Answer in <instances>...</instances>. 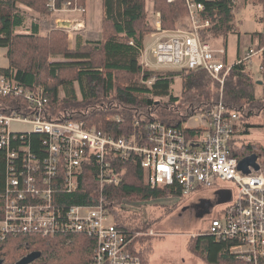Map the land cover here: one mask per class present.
<instances>
[{
    "label": "trees",
    "instance_id": "obj_1",
    "mask_svg": "<svg viewBox=\"0 0 264 264\" xmlns=\"http://www.w3.org/2000/svg\"><path fill=\"white\" fill-rule=\"evenodd\" d=\"M55 1L58 8L67 2H72L71 6H75L77 2H86ZM238 1L240 0H195L205 7L199 17L211 22L207 29L201 31L204 41L223 37L227 42L229 35L236 31L235 5ZM258 2L263 8L264 20V0ZM48 3L50 0H0V47L7 49L8 59V65L0 67V76L14 79L24 88L43 90L49 98L44 110V117L49 120L85 121L88 126L96 127L115 138L129 137L135 131H144L146 124L155 119L168 125L180 126L189 116L204 112L218 102L220 87L225 104L239 112L243 125L254 113L253 109L256 111L264 101V93L259 96L255 89L258 80L245 63H235L226 75L224 84L205 70L152 72L144 69L140 62V50L145 36L155 30L148 17V0H102V39L77 43L74 48L70 47V39L65 31L55 29L43 36L40 34V24L35 21L30 23L28 33L17 32L19 28L29 27L27 14L20 8V4L38 13L50 15ZM154 5L161 13L164 29L174 30L186 18L190 21L187 0H155ZM253 35L259 42L251 47L260 49L264 45V30ZM59 56L65 60H57ZM260 56L264 67V53ZM142 74V79L146 81L155 77L151 86L136 82L137 77ZM178 77L181 93L175 96L172 91H175ZM262 77L264 79V70ZM61 88L64 90L63 95ZM164 98L168 99L165 101ZM29 103L24 96H0V113H11L21 107L22 114L33 116L36 111ZM117 116L121 117V121L117 120ZM137 119L140 125L135 128ZM246 126L253 128L256 124ZM241 132L236 138L238 143L234 144V153H256L264 164V151L242 139V134H248L249 129ZM44 137L45 135L38 133L12 136L10 144L12 148L29 146L32 153L43 158L48 150L44 145ZM8 149L7 145H1L0 136V194L6 190L10 172ZM93 165L95 166L87 169V174L83 175L77 191H62L58 194L56 204L60 208L97 203L100 194L97 178L100 164ZM113 165L119 173L126 169L118 185H107L104 189L107 206L120 228L148 231L152 227V222L139 221L138 212L125 208L127 201L153 202L184 197L180 187L152 188L138 157L117 160ZM24 166L21 155L16 161L15 169L18 173L25 172ZM152 239L148 236L142 238L151 247ZM234 243L231 240L218 242L207 231L190 238L188 249L202 258L205 264H255L232 253L230 248ZM95 247L96 239L84 234L55 237L8 236L0 241V259H3L2 264H15L25 255L40 251V258L33 261V264H91L94 261ZM133 248L141 256L143 264H150V252L153 248L140 250L138 240ZM258 264H264V261Z\"/></svg>",
    "mask_w": 264,
    "mask_h": 264
},
{
    "label": "built area",
    "instance_id": "obj_2",
    "mask_svg": "<svg viewBox=\"0 0 264 264\" xmlns=\"http://www.w3.org/2000/svg\"><path fill=\"white\" fill-rule=\"evenodd\" d=\"M49 5L57 7L55 0H50ZM71 5L72 2H67L61 9L69 10ZM189 6L192 28L187 32L158 26L156 40L148 52L159 66L173 71L184 67L206 69L219 78L227 74L233 64L224 60L225 48L200 41L204 24L199 14L204 6L200 3ZM74 10L86 11L85 7ZM60 20L59 25H67L68 30L81 29L85 25L84 20ZM257 51L264 53V45L260 49H251L252 54ZM153 81L149 80L147 84L151 86ZM0 96H24L36 111L33 116H27L19 107L10 114L0 113L1 145L8 146L10 159L6 190L0 194V241L18 235L84 234L96 239L91 264H143L132 246L138 236L116 224L104 191L107 185H118L126 173L125 170L119 173L113 162L138 157L152 188L180 187L184 196L204 187H215L216 191L231 190L232 200L212 220L208 233L218 242H235L230 251L239 258L255 264L264 261V165L259 156V170L251 169V173L246 174L239 168L233 148L238 143L236 138L242 131V122L239 112L228 107L223 99L206 111L192 115L195 121L202 123L197 130L200 134H190L186 126L153 121L144 138L141 135L115 138L87 127L84 122L45 118L44 110L49 103L46 93L24 88L14 79L0 76ZM117 120L121 121V117L117 116ZM13 122L28 124L31 128L14 130ZM136 125H139L138 121ZM30 133L45 135L44 145L48 150L43 158L32 153L29 146L11 147L12 136ZM21 155L26 171L18 173L15 166ZM93 164H100L97 178L101 186L97 203L60 208L56 204L58 194L77 191L83 175ZM226 182H233L238 192L225 187Z\"/></svg>",
    "mask_w": 264,
    "mask_h": 264
},
{
    "label": "rangeland",
    "instance_id": "obj_3",
    "mask_svg": "<svg viewBox=\"0 0 264 264\" xmlns=\"http://www.w3.org/2000/svg\"><path fill=\"white\" fill-rule=\"evenodd\" d=\"M148 1V17L149 20L154 24L155 30L152 32L155 33L158 31V26L164 29L162 22L160 25L157 22L158 20H161V13L155 9V0ZM250 4L253 5L250 6ZM244 6L245 8H242L236 15V31L229 35V57L231 60L236 54L238 44L243 49H246L248 46V36L250 34L247 32L263 29L264 27V22L261 20L263 15L262 6L258 0H240L235 5V11H238L239 8ZM76 7H85L86 11L84 13H80L79 11L74 10ZM20 8L26 12L29 25L32 21L38 22L40 24L41 29L44 30L40 32L41 35L47 36L52 30L55 29L65 31L70 39L71 48L76 47L77 37L81 38L82 41H97L102 39V0H86L85 3L81 2L75 7L72 6L69 10H63L64 8L61 9L62 7L58 8V6L56 8H52V6H50V15L38 13L23 4H20ZM60 19L64 20V22L68 20H71L72 22L74 20H84L85 25L81 29L73 28L72 30H68L66 29L68 27L67 25H58L61 22ZM177 28L191 29L192 24L186 18V20L178 24L175 29ZM213 40L214 38H212L210 42H213ZM6 52V48L0 47V67L8 65ZM56 59L62 61L65 60L61 56ZM224 60L228 62L226 55L224 56ZM253 62L256 64L258 60H254ZM239 63H245L248 67V70H250L253 73V76L258 80L259 77L254 75L253 72V70L257 71L254 64L253 70H251L250 68H252V65L248 61H242L240 59ZM228 64H231V62H228ZM144 67H146V65ZM203 70L207 71L206 69ZM174 72L179 71L174 70ZM229 72L227 74H229ZM142 77L143 74L138 76L136 82H141ZM262 80L263 83L259 84L257 82V86L255 88L259 96L263 95L264 93L263 77ZM179 81L180 80L178 77L175 84V91H172L175 96H178L181 93ZM76 89L79 91L78 83H76ZM63 92L64 90L61 88L62 95ZM222 92L223 90L220 87V96L217 101L223 99V102H225ZM167 99L168 98H164L165 101ZM254 110L255 109H253L254 113L247 118L246 124L243 125L242 123V132L249 129L248 134H242V139L246 143H252L256 145L258 150L264 151V101L260 105V108L258 106L256 111ZM250 123L256 124V126L253 128H248L246 125ZM193 124L194 122H191V125ZM30 128L31 127L28 124H22L18 122L12 123V129L14 130H30ZM98 182L99 186H101V181ZM224 186L231 187L235 193L238 192V187L233 182H226ZM215 193V187H204L192 192L188 196H184L179 200L171 198L156 200L153 202L127 201L124 204L125 208L128 210L136 211L140 214V217L137 216L139 221L142 220L152 222V227L148 231H134L135 235L138 236L136 241L138 240V247L141 248L140 250L147 251L150 250L149 248H153V251L150 252V264H205L202 258L189 251V240L190 238L197 237L204 234V232H207L210 229L213 217L216 216L222 209H224L227 203L217 204L213 210L212 216H208L204 213H197L190 207L200 198H209L214 200L216 197ZM112 218L114 219V216ZM145 236L153 238L151 240L152 247L150 243L148 244L145 240H142V238H145Z\"/></svg>",
    "mask_w": 264,
    "mask_h": 264
},
{
    "label": "bare ground",
    "instance_id": "obj_4",
    "mask_svg": "<svg viewBox=\"0 0 264 264\" xmlns=\"http://www.w3.org/2000/svg\"><path fill=\"white\" fill-rule=\"evenodd\" d=\"M190 3H197V2H195V0H187V6H188V9H189V11H190ZM200 4H202V3H200ZM203 5V4H202ZM204 6V5H203ZM205 9V7L200 11V14H201V12L203 11ZM201 19V21H202V23L204 24V26L201 28V30H200V37H199V39H200V41L201 42H210V41H204L203 39H202V37H201V31L202 30H205V29H207L210 25H211V22H210V20H208L207 18H200ZM158 23H161V20H158L157 21ZM206 22H208L209 24L208 25H206ZM178 29V28H177ZM179 30H182V31H189V29H179ZM147 35H149V36H151L152 38H153V41L150 43V44H148V45H145L144 44V41H143V45H142V48H141V50H140V62H141V65L143 66H145L146 65V67H144L143 66V68L144 69H147V70H150V71H152V72H171V71H173L172 69H170L169 67H166V66H159V65H157L155 62H154V60L153 61H151L150 59H149V57H147L148 56V49L150 48V46H152V44L155 42V40H156V37H157V32H150V33H148ZM146 35V36H147ZM145 36V37H146ZM144 40H145V38H144ZM132 42V41H131ZM211 43V42H210ZM212 44V43H211ZM196 45V44H195ZM215 46V45H214ZM216 47V46H215ZM253 47H250L249 48V50H248V52H247V54L243 57V58H241V60H246V61H248L249 63H251L250 61H251V59H253L254 57H256V56H260L262 53H260V52H256V54H252V52H251V49H252ZM148 52V53H147ZM145 62H147L148 64H146ZM203 70V69H199V68H190V67H184L183 68V70ZM210 73V72H209ZM211 74V73H210ZM226 75L227 74H222V75H220V77L219 78H217V77H215L213 74H211V76L213 77V78H215L216 80H218L221 84H224V80H225V78H226ZM152 79H154L155 80V77H153ZM152 79H150V80H152ZM149 81V80H148ZM148 81H146V80H144V79H142V81H141V83H144V84H147V82ZM154 82V81H153ZM148 85V84H147ZM149 86V85H148ZM3 114H10V113H3ZM193 116L191 115V116H189V118L187 119V120H185L180 126H178V127H182V126H186V128H187V131L189 132V133H192V134H195V133H197V134H200L201 133V131H197L198 130V128H200V126L202 125V123H201V121H199V122H197V121H195L194 120V117L192 118ZM139 122V125H140V121L137 119V120H135V128H137L139 125H136V122ZM153 121H161V120H151L150 122H148L147 124H146V126H145V130L144 131H142V132H138V131H135L132 135H130L129 137H127V138H131V137H133L134 135H136V136H139V135H141L142 136V138H144L143 136L144 135H146L147 134V127H148V125L151 123V122H153ZM80 122H84L85 124H86V122L85 121H80ZM162 122V121H161ZM191 122H194V124L193 125H191ZM164 123V122H163ZM166 124V123H165ZM86 126L87 127H89V128H96V127H91V126H88L87 124H86ZM97 129V128H96ZM136 130V129H135ZM201 130V129H200ZM248 155V154H247ZM247 155H238V154H235L234 153V150H233V156H235L237 159H239V164H240V161L245 157V156H247ZM92 166H95V165H92ZM92 166H89V170L92 168ZM250 168V173H251V169H254V170H256L254 167H252V166H250L249 167ZM245 173V172H244ZM246 174H249V173H246ZM213 220V219H212ZM212 222V221H211ZM208 232H209V230H208ZM232 247V246H231ZM231 249V248H230Z\"/></svg>",
    "mask_w": 264,
    "mask_h": 264
},
{
    "label": "crops",
    "instance_id": "obj_5",
    "mask_svg": "<svg viewBox=\"0 0 264 264\" xmlns=\"http://www.w3.org/2000/svg\"><path fill=\"white\" fill-rule=\"evenodd\" d=\"M242 3V2H241ZM251 5H253V4H250V6ZM242 8H245V6L244 7H241V8H239L238 9V11H236L235 12V14L237 15V13L242 9ZM262 11H263V8H262ZM102 20H103V18H102ZM261 20L264 22V20H263V15H262V18H261ZM161 23H159V25H160ZM59 25V24H58ZM29 27L28 28H19L18 30H17V32H19V33H28L29 31H30V27H31V25H28ZM262 30H264V27H263V29H258V30H254V31H248L247 33L248 34H250L249 36H248V41H249V43H248V46L246 47V49H243V48H241V46L238 44L237 45V50H236V54L234 55V58H232V60L230 59V57H229V46H230V41H229V37H228V39H227V42H225V40H224V38L223 37H218V38H215L214 40H213V42L211 41V43L213 44V45H215L217 48H225V50H226V56H227V61L228 62H231V64H235V63H237L241 58H243L246 54H247V52H248V50H249V48L251 47V46H254V45H257L258 44V42H259V39L258 38H256V36L255 35H253L255 32H259V31H262ZM42 31H44L43 29H41V27H40V32H42ZM87 40H85V41H82V39L81 38H79V37H77V43L78 44H80V43H84V42H86ZM153 41V38L151 37V36H149V35H147L146 37H145V40H144V44L145 45H148V44H150L151 42ZM77 43H76V45H77ZM147 57H149V59L151 60V61H153V59H152V57L150 56V54L148 53V56ZM258 60V62L256 63V64H254V60ZM253 59H251V67L252 68H250L251 70H253V64H254V66H255V68H256V70L257 71H254L253 70V72H254V75H256L257 77H259L258 78V83L259 84H262L263 82V80H262V71L264 70V67L262 66V57L261 56H258V57H256V58H253ZM264 64V63H263ZM264 165V164H263Z\"/></svg>",
    "mask_w": 264,
    "mask_h": 264
},
{
    "label": "water",
    "instance_id": "obj_6",
    "mask_svg": "<svg viewBox=\"0 0 264 264\" xmlns=\"http://www.w3.org/2000/svg\"><path fill=\"white\" fill-rule=\"evenodd\" d=\"M259 155L256 153H251L245 156L239 164V168L242 169L245 173H250V166L254 167L256 170L260 169V164L258 162ZM215 195L218 197L217 204L227 203L232 200L233 194L231 190H221L216 191ZM211 199L201 198L199 200V204L204 203L205 201H209ZM41 252L40 251H34L31 252L24 257H22L20 260H18L15 264H29L35 261L36 259L40 258ZM3 263V259H0V264Z\"/></svg>",
    "mask_w": 264,
    "mask_h": 264
},
{
    "label": "flooded vegetation",
    "instance_id": "obj_7",
    "mask_svg": "<svg viewBox=\"0 0 264 264\" xmlns=\"http://www.w3.org/2000/svg\"><path fill=\"white\" fill-rule=\"evenodd\" d=\"M219 197V196H218ZM218 197L216 196L214 200H209V201H205L204 203L202 204H199V200H197L196 202H194L192 205H191V209H193L195 212L197 213H204L206 215H211L213 214V210L215 208V206L217 205V200H218ZM206 199H209V198H206Z\"/></svg>",
    "mask_w": 264,
    "mask_h": 264
}]
</instances>
